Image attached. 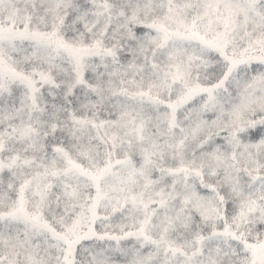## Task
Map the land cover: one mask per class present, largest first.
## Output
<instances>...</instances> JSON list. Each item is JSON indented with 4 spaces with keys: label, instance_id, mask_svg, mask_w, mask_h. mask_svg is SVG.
Returning <instances> with one entry per match:
<instances>
[{
    "label": "snow or ice",
    "instance_id": "obj_1",
    "mask_svg": "<svg viewBox=\"0 0 264 264\" xmlns=\"http://www.w3.org/2000/svg\"><path fill=\"white\" fill-rule=\"evenodd\" d=\"M0 264H264V0H0Z\"/></svg>",
    "mask_w": 264,
    "mask_h": 264
}]
</instances>
